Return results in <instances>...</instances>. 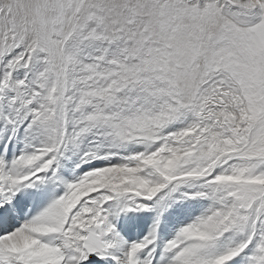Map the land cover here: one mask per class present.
<instances>
[{
  "label": "snow or ice",
  "instance_id": "obj_1",
  "mask_svg": "<svg viewBox=\"0 0 264 264\" xmlns=\"http://www.w3.org/2000/svg\"><path fill=\"white\" fill-rule=\"evenodd\" d=\"M0 264H264V0H0Z\"/></svg>",
  "mask_w": 264,
  "mask_h": 264
}]
</instances>
